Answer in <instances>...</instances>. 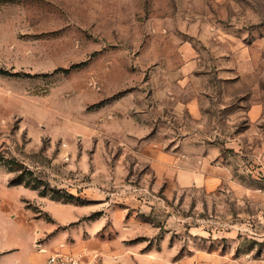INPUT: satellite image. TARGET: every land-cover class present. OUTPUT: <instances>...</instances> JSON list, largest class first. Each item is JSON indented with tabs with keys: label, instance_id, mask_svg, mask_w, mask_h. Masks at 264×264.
<instances>
[{
	"label": "rangeland",
	"instance_id": "obj_1",
	"mask_svg": "<svg viewBox=\"0 0 264 264\" xmlns=\"http://www.w3.org/2000/svg\"><path fill=\"white\" fill-rule=\"evenodd\" d=\"M24 220L87 264H264V0H0V264Z\"/></svg>",
	"mask_w": 264,
	"mask_h": 264
},
{
	"label": "crops",
	"instance_id": "obj_2",
	"mask_svg": "<svg viewBox=\"0 0 264 264\" xmlns=\"http://www.w3.org/2000/svg\"><path fill=\"white\" fill-rule=\"evenodd\" d=\"M186 107L188 111L193 115H198L201 112L199 97H192L186 102ZM154 165H164L167 171L163 172L164 178H173L182 187L192 186V185H205L212 187L219 183L220 179L212 175L208 168L196 169L186 165L179 166L173 159L170 158L166 152L160 154L156 159L153 160ZM159 174V173H158ZM24 230L28 235L27 251L21 257H14L11 259L9 264H45L47 252H42L36 249L35 239L38 235V229L31 228L28 226L26 220L23 222ZM44 246L45 244L42 243ZM11 251H3L0 253V260L11 253ZM152 256V258H151ZM103 264H179L173 258L163 254H156L152 252L151 254H144L142 252H137V250H132L129 253L123 254V251L114 253L112 260L110 258H105Z\"/></svg>",
	"mask_w": 264,
	"mask_h": 264
},
{
	"label": "built area",
	"instance_id": "obj_3",
	"mask_svg": "<svg viewBox=\"0 0 264 264\" xmlns=\"http://www.w3.org/2000/svg\"><path fill=\"white\" fill-rule=\"evenodd\" d=\"M36 249L47 252L45 264H87L86 256L79 250H51L36 241Z\"/></svg>",
	"mask_w": 264,
	"mask_h": 264
},
{
	"label": "trees",
	"instance_id": "obj_4",
	"mask_svg": "<svg viewBox=\"0 0 264 264\" xmlns=\"http://www.w3.org/2000/svg\"><path fill=\"white\" fill-rule=\"evenodd\" d=\"M8 163H11V160H8ZM14 163V162H13ZM22 167V166H21ZM15 170H17V169H13V168H11V171H15ZM24 171H25V169H24ZM24 174L25 173H27V172H23ZM31 173V172H30ZM24 174H21V175H19L18 177H15L12 181H11V183H20V182H28V184L30 183V181H27L26 180V178H24ZM40 183H42V182H40L39 181V183H37V184H34V187H40Z\"/></svg>",
	"mask_w": 264,
	"mask_h": 264
}]
</instances>
